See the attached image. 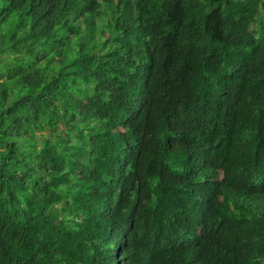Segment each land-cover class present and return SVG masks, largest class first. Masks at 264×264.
Wrapping results in <instances>:
<instances>
[{
	"label": "trees",
	"instance_id": "trees-1",
	"mask_svg": "<svg viewBox=\"0 0 264 264\" xmlns=\"http://www.w3.org/2000/svg\"><path fill=\"white\" fill-rule=\"evenodd\" d=\"M0 264H264V0H0Z\"/></svg>",
	"mask_w": 264,
	"mask_h": 264
}]
</instances>
